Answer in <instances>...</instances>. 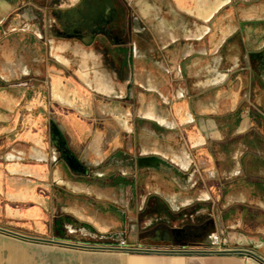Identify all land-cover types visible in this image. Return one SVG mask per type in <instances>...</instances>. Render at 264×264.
Returning a JSON list of instances; mask_svg holds the SVG:
<instances>
[{
  "label": "rangeland",
  "instance_id": "rangeland-1",
  "mask_svg": "<svg viewBox=\"0 0 264 264\" xmlns=\"http://www.w3.org/2000/svg\"><path fill=\"white\" fill-rule=\"evenodd\" d=\"M78 1L68 4L71 0H28L27 3L36 6L32 9L40 14V23L27 19L20 14L21 9L19 7H4L0 11V94L7 95L11 99L18 98V102L14 106L16 109H11L10 106L6 105L8 99L0 103V167L7 169L9 163L6 159L9 153L15 154V149L26 150L29 148L25 144L14 143L17 136L23 133L26 127L29 130L30 127H33L36 130L35 132L41 131L44 134L43 137L47 147L51 150L49 161L53 157L58 158L59 153L52 147L50 135L47 132L49 122H55L65 133L70 149L79 158L84 159L83 157H86V166L90 169L89 176L91 178H80L83 182L78 181V183L88 185L86 181L93 179L105 182V184L96 183L98 186H90L89 192L84 189L79 193L80 201L77 206L82 209L83 213L89 215L93 213L96 217L101 216L106 221L116 223L118 227L124 223V213L125 228L121 239L125 242L134 239L147 242L144 239L146 235L144 232L147 229L148 232L152 231L151 223L155 218L153 216H142L139 214V210L144 206L145 199L150 193L151 182L156 179V176L149 171L136 173L135 158L141 156L142 149L149 151L145 155H151L152 149L158 147L160 142L151 134L150 126L141 122L142 115L150 119L148 115L151 114L145 112L147 107L142 103L140 94L145 99H150L149 96L153 93L146 91L142 93L135 90L134 79L136 61L140 52L149 51L150 46L159 47L161 51L162 46L156 40V32L150 21L141 16L137 8L129 3L125 7V17L121 18L122 27L128 26L130 18L134 17L137 18L144 31L141 34H134L126 27L131 38L129 43L122 48L126 54L121 55L122 53H119L120 55L117 56L115 61L111 57H105L106 51L116 48L117 45L110 44V46L108 45L109 49L105 50L97 41L91 45H86L82 42V38L80 40L78 33L79 36L77 34L76 36H66L62 33L63 29H66L65 26H68L73 20L71 11L82 8L81 6L73 7L80 5L81 0ZM263 1L255 0L253 3L255 7H249L254 10V16L248 23L244 21L247 19L246 11L248 7H246L247 3L243 0L232 1V7H229L228 10L224 9L216 17V20L221 19L224 22L229 20L235 26L240 24L237 34V38L240 39V57L236 62H232L226 57H223L222 61L218 60L220 62L219 67L222 68L224 74L228 71H234V69L240 70L241 74L237 76L241 79V82L235 91H230L232 84L230 78L235 81L237 77L226 78V75L221 76V79L225 80V84L223 89L216 94L222 95V112L225 115H228L227 112H229L227 104L231 94L235 95L239 104L236 109L238 112L245 111L248 107L254 108L256 99H260L264 105V89L261 92L262 98H257L255 94L261 88L264 74H259V71L256 72L258 76L253 74V71L258 69V66L253 63L256 64L257 62L258 64V59L253 61L251 53L262 50L264 46L262 44L264 41ZM41 4L46 7H38ZM56 5L57 7H55ZM56 10L59 11V20L54 14ZM102 29H94L92 32H88L100 35ZM84 30V34H86L87 30ZM246 37L248 40L242 44L241 38ZM39 42H41V47H44V54L40 57L36 54ZM228 45L226 44L225 47ZM61 51L67 59L66 66L59 65L55 61V53L59 54ZM94 52L101 54L100 61H103L102 65L106 64L108 70L111 71V82L115 86L120 84L126 87V92L120 95L122 99L105 96L96 90L94 84L90 85L94 78L91 72L86 80L79 78L77 71L80 69L82 59L91 56ZM225 54L224 50V56ZM88 63V68L92 71V64L90 61ZM119 64L124 69H121L120 72L118 71ZM23 68L28 69L27 76H21V74L11 75L13 70L17 73L21 69V73L24 70ZM169 72L168 84L170 83L172 88L166 93V97L160 99V101L163 103L162 101L166 99L163 103L164 106L173 108L174 105L175 109L181 110L180 118L183 119L184 100L188 98L190 93L181 89H184V84L187 81L175 76L174 72ZM56 76H59L63 81L62 90L66 88L76 90L79 95L78 99L84 98L88 101V114L82 113L76 107L65 103L61 104L55 100L51 88L53 78ZM27 86H29V89H27ZM37 97H40L39 104L32 111L28 110L26 106ZM262 109L259 108V111ZM142 112L145 113L141 114ZM30 113L34 116L43 115L45 120L42 124L27 126L22 121ZM226 118L223 117L224 122ZM13 119L15 121L13 125L10 124V127L7 124L12 122ZM73 119L84 125L85 129L80 132L76 131V125L72 123ZM189 120V117L185 118L187 123H189ZM169 126L173 125L170 124ZM225 126L227 131L232 132L235 123L230 118L229 122L226 121ZM258 126L260 130H264L262 128L264 127V119L259 121ZM192 128L193 126L188 124H177L175 129L168 131L170 134L167 137L169 138L161 142L163 148H167L169 145L168 147L174 152H188L191 158L188 173L191 172L192 182L193 184L196 183L194 188L184 186V188L178 189L188 198L189 206L179 209L171 208V214L164 221L169 225L180 226L185 223L201 222L206 214H210L211 218H206L212 222V232L218 237H220L219 234L223 238L237 236L244 239H254L253 237L257 236L259 242H262L264 240V207H257L244 200L239 201L237 199L238 196L245 193L246 189L243 186L250 183L252 179L247 171V141L240 138L236 141L232 140L231 143L229 142L230 144H223L222 147L220 145L214 146L216 155L219 153L218 150L224 147L223 156L218 155L213 162L208 163L203 157L199 156L202 152L201 149L193 148L188 139L187 135ZM225 142H228V139H224L223 143ZM195 157H198L197 160L194 159ZM122 160L123 162H121ZM28 162L26 159L23 161V163ZM10 174L12 173L6 172V177L10 179H12L11 177L16 179L21 177L20 175L11 176ZM74 178L78 180L75 176ZM119 178L123 180V184H120ZM96 182L98 181L96 180ZM4 184L3 188H10V190L17 188L16 186L9 187L5 182ZM53 195L54 192L50 190L49 196ZM105 202H107L106 205H109H105L108 209L100 214L101 211L97 210L96 205ZM89 204H93V207ZM31 207L33 205L30 202L11 200V197L6 198L3 195L0 199V228L25 236L45 239L50 229L46 232H35L25 230L20 224V214L28 212ZM115 207L120 210L115 209ZM121 210H123V213ZM0 245L14 247L0 248V264H23L24 249L30 252L32 259L42 258L47 260L54 259L55 251H57L56 248H53L54 245L25 241L3 233H0Z\"/></svg>",
  "mask_w": 264,
  "mask_h": 264
},
{
  "label": "crops",
  "instance_id": "crops-1",
  "mask_svg": "<svg viewBox=\"0 0 264 264\" xmlns=\"http://www.w3.org/2000/svg\"><path fill=\"white\" fill-rule=\"evenodd\" d=\"M78 1V0H77ZM232 1L234 0H123L124 4H133L140 12L141 16L150 21L151 26L156 32V40L158 44H161L162 49L165 51V55L162 58H166L170 65L168 68L171 72L175 73V76L185 79L184 89L190 93L187 99L184 100L183 115L184 118H180V111L174 108L164 106L163 100L160 99L166 97V93L171 90L168 86V75L164 72L163 64L156 62L154 66L148 61L147 53L140 52L137 57V65L135 66V90L142 92H151L150 99L144 98L140 94V99L147 107L145 112H150L152 118L148 120L155 121L163 126V135H160L163 140L168 139V131L175 129L177 124H186V117L191 118L192 112L196 115L207 117L208 119L201 120V123L206 125L208 138L213 140L216 144L223 146V140L228 137L231 140L243 138L247 141V171L252 178L250 183L243 186L246 190L237 197L239 201H246L257 207H264V130H260L256 117L248 115L247 113H239L236 110L239 106L235 95L231 94L227 104L228 115L223 114L222 95L216 94L223 89L224 81L221 76L226 75V78L237 77L240 74V70L228 71L223 73L220 69V62L223 57L236 62L241 54V48L239 45L240 39L237 38L240 24L233 25L229 20H216L217 15L224 9L232 7ZM246 4L247 19L246 23L250 22V19L254 16V10L249 7H255L253 5L255 0H243ZM69 2V1H68ZM76 2L71 0L70 3ZM79 2V1H78ZM264 2V1H263ZM94 7H82L75 10L72 16L74 17L75 30L78 31L80 38L82 35L90 38V43L93 40L92 34H84V28L89 31L102 27L107 32H112L114 22L118 13V7H110L111 3H108L107 7H96L97 1H93ZM57 6V5H56ZM264 7V3L263 6ZM89 14V22L83 23L82 19L85 14ZM59 20V17H58ZM87 30V31H88ZM115 33V32H114ZM111 34V33H110ZM115 33L114 35H116ZM91 36V37H88ZM242 44L245 43L248 38H241ZM89 43V44H90ZM226 44H229L225 47ZM159 50V47L155 48ZM225 50V56H224ZM161 53V51L159 50ZM151 56L154 57L150 51ZM62 51L58 54L55 53V61L61 65H67V59L63 55ZM145 56H144V55ZM107 58L111 55L106 53ZM104 57V58H105ZM101 54L96 52L91 56H87L82 59L80 69L77 74L83 80H86L90 72L93 74V82L90 85H95L96 90L105 96L120 97L121 94L126 92V87L115 86L111 81V71L102 65L103 61H100ZM85 60V61H83ZM219 60V61H218ZM92 64V71L89 70L88 62ZM99 61V62H98ZM84 62V63H83ZM218 63V64H217ZM118 65L120 72L123 66ZM162 65V68L159 66ZM231 68V67H230ZM20 73L13 70L11 75L21 74V76H27L28 69ZM124 70V69H123ZM169 71V70H168ZM170 74V73H169ZM75 76V75H74ZM77 77V76H75ZM230 78L231 88L230 91L238 89L241 79L237 77L235 81ZM261 88L255 93L256 97L262 98L261 92L264 89V81L261 83ZM62 79L58 76L53 78L52 83V96L55 100L61 104L65 103L69 106L76 107L82 113L88 114V101L84 98L78 99V93L76 90L64 89ZM261 90V91H260ZM157 94V96L155 95ZM254 94V96H255ZM258 95V96H257ZM8 99L7 106L11 104V97L0 94V103ZM39 104L38 100L29 103L26 108L30 111ZM163 104V105H162ZM254 109L264 108L261 100L256 99L254 103ZM230 109V110H229ZM192 110V112H191ZM29 111V112H30ZM262 111V110H261ZM144 112V113H145ZM227 117L226 120L236 116L234 131L229 132L227 130H220L216 125L217 119ZM143 120L147 119L143 115ZM162 120V122L158 121ZM23 120V119H22ZM45 120L43 115L34 116L31 113L28 114L22 123L29 126L30 124H42ZM50 121V120H49ZM51 123V121H50ZM55 124V122H53ZM72 123L79 125L81 129H85L84 125L77 120H72ZM172 124L173 126H169ZM58 126V125H57ZM59 128V126H58ZM264 129V127H262ZM60 129V128H59ZM36 130L33 127H26L25 131L17 136L14 143L25 144L29 148L26 150L15 149L13 153H9L6 160L8 165L17 167V160L23 158L28 160V166L24 168L31 169L32 174H28L35 180L41 179L39 173H44L47 176V182L50 187L56 186L61 189L66 187L71 190L73 194H79L84 189L89 192V185L80 184L75 178H72L66 171L64 165L61 162H55L53 157L50 160L49 156L51 150L48 149L44 140V134ZM67 145L68 141L65 133L60 129ZM188 139L193 148H196L203 143L201 134H196L193 130L188 133ZM100 137V135H99ZM98 137V138H99ZM159 142V140H157ZM163 142V141H161ZM158 143V147H154L151 151L152 155H159L165 158L168 162L179 166L182 170L189 169L191 166V158L187 151L174 152L170 147H162V143ZM69 147V146H68ZM70 148V147H69ZM76 159L84 165L87 164L86 157L84 159L79 158L75 152L70 149ZM149 151L146 149L141 150V156H146ZM218 155V154H217ZM223 152H219V156H222ZM85 156V155H83ZM98 156V155H95ZM216 158V153H215ZM206 161L207 159L203 157ZM44 162H47V166L43 168ZM209 163V162H208ZM35 165L37 168H33ZM3 177L0 176V189L4 186ZM85 192V191H84ZM150 193L158 198L164 199L171 208L179 209L188 205L189 200L185 197L182 191L176 189V187L163 178L156 177L151 182ZM53 197H50L52 201ZM39 200V199H38ZM59 198H57L58 202ZM61 202V201H59ZM58 202V206L61 207V203ZM179 205V206H177ZM73 215L79 219L89 220L83 216V211L79 206H74L68 209ZM254 239H244L237 236L230 237V248H243L250 249L258 253L264 258V240L259 242V237L254 236ZM45 239H52L63 241L67 243H74L80 245H116L118 241L112 243H104L92 239H88L84 236H69L65 234H58L50 230ZM128 248L139 247L145 249L163 250L169 251L173 249L174 252L162 253V252H126V251H94L85 250L80 248H71L64 246L54 245L57 251H55L54 259H32L30 252L25 249L24 263L23 264H260L250 257L243 254H212L206 253L209 246L208 244L201 242L199 245H187V246H168L164 244H152L146 241H137L136 239L126 241ZM0 248H14L7 245ZM124 249V248H120ZM181 250L196 251L193 253L176 252Z\"/></svg>",
  "mask_w": 264,
  "mask_h": 264
},
{
  "label": "flooded vegetation",
  "instance_id": "flooded-vegetation-1",
  "mask_svg": "<svg viewBox=\"0 0 264 264\" xmlns=\"http://www.w3.org/2000/svg\"><path fill=\"white\" fill-rule=\"evenodd\" d=\"M0 1H1L0 11L1 9H4V7H19V9H21L20 14L24 15L27 19L34 20L36 23L41 22L40 14L37 13L36 11H33L32 9V7H36V6L34 4L27 3L28 0H0ZM93 1L94 0H81L79 3L80 5L73 7H80V6L94 7L92 3ZM95 1L98 2L97 3L98 5L96 7H107L108 3L112 4L110 5V7H118L116 20L114 22L112 32H110L111 34L106 30L102 29V27H98V29H102L101 33H99L100 35L92 34L93 40L91 41V43H90V38H87L86 36L82 35V37H84L82 42L85 43L84 40L87 39L89 40V42L85 44L91 45L95 41H97V43H99L105 50L108 48V45L110 46V44L117 45L116 48H113L114 50L111 49L109 51H106L107 53H111L110 54L111 59L115 61L117 59V56H119L121 53H122L121 55L126 54L125 51L122 50V48H124V46L127 43H129L131 39L130 33L126 29V27H128L130 31V23L128 26H124V27H122L121 24L122 23L121 18L125 17L124 16L125 7H127V5L124 4L123 0H95ZM38 7H46V6L41 4ZM58 12L59 11L57 10L54 11V14L55 16H57V18H58ZM71 12L72 14H74L75 9H73ZM89 14L87 13L85 14V16L82 19L83 23L89 22L90 19ZM71 18L73 19V17ZM132 18H130L129 22H131ZM74 26H75L74 21L71 20L69 25L65 26L66 29L62 28L63 29L62 33L66 36H76L78 31L75 30L76 27ZM88 31H87V35L91 34L93 30L90 33ZM114 32L117 34L114 35L113 34ZM78 34L77 36H79ZM262 44L264 45V41L262 42ZM251 53L254 59L253 61L258 59V64L257 62L256 64L255 62L253 63L254 65L258 66V69L257 70L255 69L256 71H253V74L257 76L258 73L264 74V46L262 50L254 51ZM36 54L38 57L44 54V47H41V42L38 43V50ZM112 54L114 55L113 57ZM27 89H29V86H27ZM117 99H122V98L118 97ZM35 100H38V102H40V97H37V99H34V101ZM239 113H247L249 116L252 115L254 116V118L256 117L258 124L259 121L264 119V108L262 109V111L261 110L259 111L254 108L248 107L247 110L239 111L238 114ZM141 114L144 113L142 112ZM235 118L236 116L232 117L231 119L235 121ZM50 125L48 127L49 129H47V132L50 135L52 147L55 148L58 153H59V149L65 147V149L69 153V156L74 160L75 163L73 164L72 168H69L68 165L63 160V157L62 155H60V153L58 158H55L54 161L61 162L64 165L67 173L72 178H74L75 176L78 179L77 181H81L80 178H86V177L90 179L91 178V176H89L90 169L79 163V161L73 155L58 126L52 122L50 123ZM227 139L228 142L223 143L224 145H226V143L228 144L229 142L231 143L232 141L230 138ZM223 148L218 151L219 152L223 151ZM217 154L219 155V153ZM218 155H216V157H218ZM139 158L140 157H137L135 159H139ZM24 160L25 159H23L22 157L19 158L16 161L17 162L16 168L15 167L13 168V166L10 165L7 166V169L0 167V176L3 177L4 182L9 187L11 186L17 187L14 190H10L9 187H8L9 189L1 187L0 194L2 195H0V199L4 195L6 196V198L11 197V200L15 199L20 202H26V203L30 202V204L33 205V207H31V209L28 212H23L20 214L21 215L20 224L22 228H24L25 230H32L35 232H46L48 231V229H50L58 234H65L69 236H76V235L84 236L87 237L88 239H92L104 243H112L122 238L125 228V215L123 213V210L121 211L124 216V223L122 226L120 225V227H118V225L114 222H110V221H106L105 219H102L101 216L96 217L93 213H91L90 215L85 213L82 214L83 216H85L86 219L89 220L79 219L71 212H69L68 209L78 205L77 203H79L80 201V195L73 194L71 190L67 187L65 189H61L56 186L50 187L47 182L48 178L44 173L41 172L39 173V177L41 178L39 180H35L31 178L30 176H28V174H32L31 169L29 170V168H24L25 166H28V163H23ZM121 162H123V160ZM6 172L12 173L13 175H20V176L24 175L26 176V179L25 178L10 179L6 177ZM73 174L74 176H72ZM184 175L186 177V174ZM96 180L98 182H96ZM119 181L120 184H123V180H121V178H119ZM86 182L88 183L89 186H95L97 185L96 183L105 184L103 180H101L100 182L99 179H93L91 181H86ZM194 187L195 186H193V188ZM179 188H184V185H181ZM50 190L54 192V195L52 196L53 197L52 201H50V196H49ZM57 198H59L61 201L60 202L61 207L58 206V202L56 201ZM106 203L107 202L96 205L97 210L101 211L100 214L104 213L108 209L106 207L108 204L106 205ZM89 205L92 206L93 204H89ZM187 206H189V204ZM115 209H119V208L115 207ZM139 214L142 216H153L155 218L153 223H151L152 231L148 232L147 229L144 232L146 233L144 239H146L148 242L152 244H164L173 247V246L199 245L201 244V242H204L209 246L208 238L213 233L212 232L213 226H212V222L207 220L206 217L211 218L210 214H206L201 222H197L193 224L185 223L180 226H174L171 224L169 225V223L164 221V219H168L169 215L171 214V207L164 199L158 198L151 193H149L148 196L146 197L144 206L139 210ZM219 235H220L219 237L220 241L225 240L224 246L230 248L231 246L229 240L230 237L223 238L221 234Z\"/></svg>",
  "mask_w": 264,
  "mask_h": 264
},
{
  "label": "water",
  "instance_id": "water-1",
  "mask_svg": "<svg viewBox=\"0 0 264 264\" xmlns=\"http://www.w3.org/2000/svg\"><path fill=\"white\" fill-rule=\"evenodd\" d=\"M130 30L134 34H141L144 31V28L141 27L139 21L137 18H132L130 22ZM150 50L147 51V58L150 63H152L154 66L158 67V65H155L156 62L163 64L164 72L169 75V71H171L168 66L170 65L169 61L166 60V58H162V55H165V51L161 50V53L159 50L154 49V47L150 46ZM150 51L153 53L154 57L151 56ZM251 56V53L249 54ZM162 68V65L159 66ZM169 70V71H168ZM176 79V78H173ZM169 88H171V84H168ZM156 94V93H155ZM157 95V94H156ZM16 99H11V104L9 105L11 109L15 108V104L18 102ZM14 111V110H13ZM192 112V110H191ZM15 116V115H14ZM13 116V118H14ZM208 119L207 117L199 116L196 115L194 112H192V117L189 120L188 124L189 126H193L192 130L198 134H201V137L203 138V143L197 146L196 148L201 149V154L199 156L206 158L208 162H213L215 160V147L216 143L213 140H210L208 138L207 134V127L206 125L201 123V120ZM216 125L220 130H226V119L224 122V119H217ZM14 119L12 122H8L7 125L11 127L14 123ZM141 122L143 124H146L150 126L152 132L151 134L156 138V140H159V142L163 141V138L160 135H163V126L160 125L159 123L148 120V119H141ZM11 124V125H10ZM76 131L80 132L83 129L79 127V125H76ZM215 146V147H214ZM60 155H62L63 160L65 163L68 165L69 168H72L73 164L75 163L74 160L69 156L68 151L63 147L62 149H59ZM198 157H195L194 159L197 160ZM47 166V162H44L43 168ZM33 168H37L35 165L32 166ZM142 171H149L152 175H155L156 177L163 178L164 180L170 182L173 184L176 189L178 190L181 185H186V186H195L196 183L193 184L192 179H191V172L188 173L187 170H182L175 166L174 164L168 162L165 158L159 156V155H146V156H140L139 159H135V172H142ZM187 172V173H186ZM186 174V177L185 175ZM11 176H14L13 174H10ZM12 179H16L15 177H11ZM25 178L26 176L22 175L20 177ZM24 179V180H25ZM4 184V181H3ZM190 184V185H189ZM5 185V184H4ZM0 233L15 237L17 239L25 240V241H30L34 243H42L46 245H57V246H64V247H71V248H80V249H85V250H94V251H126V252H162V253H168V252H174L173 249L169 251H163V250H154V249H145V248H139V247H131V248H124V249H119L114 246H107V245H80V244H74V243H67L63 241H58V240H52V239H44V238H37V237H31V236H25L7 229L0 228ZM122 240V239H119ZM118 240V241H119ZM176 252H184V253H193L196 251H189V250H181V251H176ZM206 253H212V254H243L251 259L255 260L256 262L260 264H264V258L261 257L258 253H256L253 250L250 249H243V248H235L227 251H203Z\"/></svg>",
  "mask_w": 264,
  "mask_h": 264
},
{
  "label": "built area",
  "instance_id": "built-area-1",
  "mask_svg": "<svg viewBox=\"0 0 264 264\" xmlns=\"http://www.w3.org/2000/svg\"><path fill=\"white\" fill-rule=\"evenodd\" d=\"M209 248L208 250L211 251H227V250H231L232 248H227L225 247V240L224 241H220V238L218 237V235H216L215 233H212L209 236ZM116 248H128L126 245L125 240H119L116 245H112Z\"/></svg>",
  "mask_w": 264,
  "mask_h": 264
},
{
  "label": "bare ground",
  "instance_id": "bare-ground-1",
  "mask_svg": "<svg viewBox=\"0 0 264 264\" xmlns=\"http://www.w3.org/2000/svg\"><path fill=\"white\" fill-rule=\"evenodd\" d=\"M84 41H85V43H88V42H89V40H87V39H86V40H84ZM148 117H149V118H152V116H151V115H148ZM159 121H160V122H162L161 120H159ZM11 262H12V261H11Z\"/></svg>",
  "mask_w": 264,
  "mask_h": 264
}]
</instances>
